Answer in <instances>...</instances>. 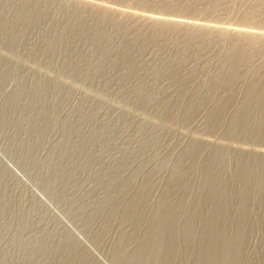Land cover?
Instances as JSON below:
<instances>
[{
	"label": "rangeland",
	"instance_id": "obj_1",
	"mask_svg": "<svg viewBox=\"0 0 264 264\" xmlns=\"http://www.w3.org/2000/svg\"><path fill=\"white\" fill-rule=\"evenodd\" d=\"M23 3L0 0V264H264V0Z\"/></svg>",
	"mask_w": 264,
	"mask_h": 264
},
{
	"label": "bare ground",
	"instance_id": "obj_2",
	"mask_svg": "<svg viewBox=\"0 0 264 264\" xmlns=\"http://www.w3.org/2000/svg\"><path fill=\"white\" fill-rule=\"evenodd\" d=\"M142 1H144L145 3H147V5L148 4H150L151 5V3H152V1L153 0H142ZM32 2H33V0H24V3L22 4V6H20V11H22V12H24V10H25V8H27V7H29V6H31V4H32ZM100 42H101V39H100ZM232 54H233V62H234V64L235 65H239L242 61H243V59H244V57L246 56V49L245 48H242V47H239V48H233V50H232ZM255 85V84H254ZM251 89H252V87H251ZM257 89V90H256ZM250 92H252V95H253V99L255 98H259V97H261V96H263L264 97V82L263 83H261L260 84V86L258 87V88H254V89H252V91L250 90ZM249 95V94H248ZM249 97V96H248ZM262 97V98H263ZM260 99V98H259ZM260 101V100H259ZM251 102V101H250ZM248 104V103H247ZM236 121H237V119H236ZM239 121V120H238ZM236 124H237V122H236ZM246 128V127H245ZM245 163V162H244ZM247 165V164H246ZM217 190L215 191V193H216V196H218L217 194H220L221 193V191L218 189V188H216ZM222 189V188H221ZM213 191V190H212ZM224 191H222V193H223ZM222 193H221V196H223V195H225V194H223L222 195ZM225 193V192H224ZM213 195H214V193H213ZM219 197V196H218ZM225 197V196H224ZM220 201V200H219ZM222 201V200H221ZM220 201V202H221ZM222 203H223V201H222ZM221 204V203H220ZM223 206V205H222ZM222 208V207H221ZM170 213V212H169ZM170 216V215H169ZM170 218V217H169ZM166 220V219H165ZM168 220V219H167ZM166 220V221H167ZM170 220V219H169ZM165 221V222H166ZM170 222V221H169ZM168 222V223H169ZM167 223V224H168ZM164 224V223H163ZM188 224H189V222H188ZM167 226V225H166ZM170 227V226H169ZM155 229V231H154V236H156V235H162L163 234V229H164V225H162L161 226V224L160 225H158V226H156V228H154ZM153 229V230H154ZM152 230V229H151ZM152 230V231H153ZM221 234V233H220ZM160 235V236H161ZM152 237H153V235H152ZM156 237H158V236H156ZM155 237V238H156ZM161 238V237H160ZM153 239V238H152ZM234 244V243H233ZM160 248V247H159ZM163 249V247H161V250ZM157 250H159L158 249V247H157ZM163 251V250H162ZM162 251H160V252H162ZM159 252V251H158ZM159 252V253H160ZM159 253H157V254H159ZM162 253H164V252H162ZM161 253V254H162ZM143 256V255H142ZM142 256H140L139 255V257H142ZM160 256V255H159ZM145 257V255L143 256V258ZM143 258L141 259V261L143 260ZM138 259V258H137ZM144 260H145V258H144ZM233 262H235V260L233 261ZM136 263V262H135ZM143 263H144V261H143ZM153 264V263H152Z\"/></svg>",
	"mask_w": 264,
	"mask_h": 264
}]
</instances>
